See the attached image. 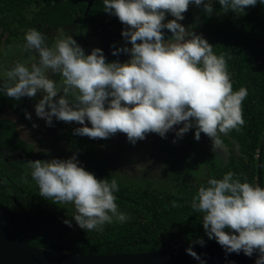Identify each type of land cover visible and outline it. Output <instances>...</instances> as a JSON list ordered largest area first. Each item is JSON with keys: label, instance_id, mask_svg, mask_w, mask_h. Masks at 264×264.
Returning <instances> with one entry per match:
<instances>
[{"label": "clouds", "instance_id": "9594fccd", "mask_svg": "<svg viewBox=\"0 0 264 264\" xmlns=\"http://www.w3.org/2000/svg\"><path fill=\"white\" fill-rule=\"evenodd\" d=\"M215 2L222 12L237 15L257 3L264 5V0ZM213 3L103 0L104 11L124 25L121 36L131 44L112 49L114 56L129 55L124 62L107 61L99 47L86 54L72 35L49 45L44 32L30 27L24 32L23 47L38 59L30 64L18 60L6 69L0 78V94L20 100L40 93L34 105L36 116L48 126H53L54 118L76 122L80 126L73 129L75 135L107 139L121 132L135 145L148 133L166 138L169 131H174L175 143L194 128V138L199 140L201 133L206 134L215 149L222 143L221 133L245 123L242 102L248 90L240 87L234 91L225 57L217 55L202 34L180 23L190 4L202 7L210 16ZM165 29L171 33L167 39ZM49 73L62 79L58 82ZM25 118L30 120L31 113L25 111ZM180 124L182 127L174 128ZM22 135L31 142L27 129ZM25 165L26 176L35 181L40 197L72 205L71 216L66 215L62 221L69 228L74 222L84 231L103 232L105 225L124 224L130 219L116 203L117 180L97 178L83 167L76 153L66 159L28 160ZM134 167L145 171L147 165ZM159 171L152 172L159 175ZM191 208L203 214L205 235L223 248L226 257L230 253L242 252L248 257L256 253L254 264H264V183L242 181L229 170L221 178H208L193 196ZM193 243L203 246L206 242L197 237ZM185 251L198 264H207L191 246Z\"/></svg>", "mask_w": 264, "mask_h": 264}, {"label": "trees", "instance_id": "16d2710c", "mask_svg": "<svg viewBox=\"0 0 264 264\" xmlns=\"http://www.w3.org/2000/svg\"><path fill=\"white\" fill-rule=\"evenodd\" d=\"M88 1L0 0V56L13 58L9 54L16 40L23 39L24 32L35 27L46 34L49 45L54 43L56 33L60 32V37L72 35L81 46L86 41L96 43L109 62L129 59L128 54L112 55V49L121 40L119 35L124 25L116 16L104 11L103 0H94L86 13ZM213 8L214 12L209 16L202 7L195 6L192 14L188 12L191 14L188 22L194 25L196 33L202 34L214 46L213 51L217 55L225 57L233 90L240 87L248 90L242 102L245 123L227 133L239 142L240 153L245 157L240 161L233 158L231 163L222 165L206 156L208 159L201 163L203 154L200 161L190 152L205 151L206 143L203 136L199 140L194 138L193 128L181 138L186 145L180 143L183 142L180 138L173 143L172 134L161 140L166 154L155 158L159 165L162 163L165 167L167 175L163 171L157 176H128L109 167L106 155L98 144L85 136L75 135V126L63 123L66 130H61L56 138L69 142L70 150L63 159L76 153L83 167L97 178H115L119 184V191L115 193L116 203L130 216L124 224L105 225L103 232L84 231L74 222L69 228L62 221L66 215L71 216L74 211L72 205L40 197L35 181L26 176L25 162L44 160L45 144L42 139L37 147L35 143L28 144L21 136L17 123L20 121L27 129H34L33 124L37 125V122L25 118L28 109L22 100L0 94V220L9 233L46 249L96 255L196 247L200 246L193 243L197 237L203 238L206 243L214 241L205 235L201 224L203 214L191 208L197 189L206 182L203 180L204 166H209L210 174L215 178H221L225 172L232 170L242 181L253 182L256 179L257 154L262 146L264 183V5L257 3L241 15L232 11L222 12L215 0ZM85 50L86 54L91 51ZM29 53L38 59L37 54ZM3 77L0 75V78ZM52 78L58 82L61 80L59 74ZM7 114L15 116V119L7 117ZM35 133L41 134L40 130ZM183 146L187 147L185 151ZM14 152L19 155L10 160L9 156ZM203 153L206 155V152ZM153 154L156 155L155 152ZM183 165L187 169L184 175L181 173ZM160 181L175 182L168 188H162Z\"/></svg>", "mask_w": 264, "mask_h": 264}, {"label": "rangeland", "instance_id": "374dc122", "mask_svg": "<svg viewBox=\"0 0 264 264\" xmlns=\"http://www.w3.org/2000/svg\"><path fill=\"white\" fill-rule=\"evenodd\" d=\"M195 5H189L188 10L183 13L184 15V19L182 21H180V23H182L183 25L187 27H191L193 31L194 30V25L189 23V19L193 12ZM191 14H189V13ZM173 17L168 16L167 19H172ZM165 32V39L169 38L171 36V33L168 30H163ZM57 38H62V36L60 37V32L56 33ZM121 36V34L119 35ZM55 38V39H57ZM4 38L2 39V42H4ZM17 43L13 46V49L15 48V50L12 49V53H10L9 55L13 56L12 57H8L7 55H2L0 56V75H4L7 65L8 67H11L13 65V63L15 61H23L25 64H30L31 62L36 61L37 59H35L33 57L32 54H28V51H25L23 44H24V39L19 38L18 40H16ZM15 41V42H16ZM91 42V41H90ZM84 42V44L82 45V47L87 50H92L95 47H98V45L94 42ZM53 44V42L51 43V45ZM127 44V46H131L130 42H126L123 37H121V40H118L116 43V46H123ZM86 45V46H85ZM86 53V50H85ZM13 59V61H12ZM3 60V61H2ZM109 61V60H107ZM6 62V63H5ZM49 75L51 76V78L55 75L52 73H49ZM54 79V78H52ZM62 79V78H61ZM41 98V94L37 93L35 97H21V99L19 101L22 100V103H24V106L28 109V112L31 113V116H33L34 118L38 119L39 124L38 126H36V128L34 129H27L23 126V123H21L19 121L18 126H19V132L21 134V136L23 138H26L25 136L22 135V132L24 129H27L29 132V136L28 139L32 138L35 134L33 133V131H35L36 129L40 130L42 129L43 132L41 134V138L42 139H46V138H50V137H54L55 134H58L61 130L64 129V127L62 126L63 123H67V124H71L75 127H79L80 125L77 124L76 122H64V121H57L55 120V118L53 119V126H48L45 123V120L42 118H39L36 116L35 111H34V105L38 102V100ZM6 116V115H5ZM7 117H9V115L7 114ZM9 118H12L13 120L15 119V116H11ZM36 121V120H35ZM87 122V121H86ZM23 126V128H21L20 126ZM90 126V125H89ZM48 135H52V136H48ZM87 137V136H85ZM89 141H91L94 144H98L102 150L103 153L106 155V159H107V163H109L111 169H114L115 172L118 173V171H120L121 174L125 175L127 174L128 176H139L142 175L143 177H148L150 175H154L157 176L156 173L152 172L155 169H159V175L161 174V172H163L165 175H167V171L164 170L163 168H165L164 166L159 165L157 163V159L155 157H159V156H163L166 154V152H164V149L162 150V145H161V139H159L156 136V133H148L146 134V138L143 140H138L137 143L135 145L131 144L130 142H128L127 138H126V134L121 133V132H117L114 135L110 136L107 139H101V138H89ZM59 140L57 141L54 146H55V152L53 154H48L44 160H48L51 159L53 157L55 158H62V154L63 157L65 155H67L70 150V146H69V142L68 141H63ZM45 145L46 142L44 141ZM184 151L187 148L186 146H183ZM182 148V149H183ZM162 150V151H161ZM155 152L156 155H154L153 153ZM203 151H201L200 153H195V152H190L191 155H195V159H199L200 160V155L204 154L202 153ZM169 154V151H168ZM170 155V154H169ZM227 156V154L222 155L223 158H225ZM206 159H208L205 155L202 157V162H205ZM172 159H169L168 161H171ZM149 161H151V163H148ZM167 161V160H166ZM139 163H144L147 165V169H145V171H141V170H137L135 169L134 165L139 164ZM166 165V162L164 163ZM126 170L131 171L132 173H128ZM186 166L183 165L181 167V173L184 175V173H186ZM143 182V181H142ZM160 185L162 186V188H168L169 185L172 182L175 181H169V182H164V181H160ZM57 211H59V209H56Z\"/></svg>", "mask_w": 264, "mask_h": 264}, {"label": "water", "instance_id": "95a60500", "mask_svg": "<svg viewBox=\"0 0 264 264\" xmlns=\"http://www.w3.org/2000/svg\"><path fill=\"white\" fill-rule=\"evenodd\" d=\"M94 0H89L86 13L90 9ZM225 135V133H223ZM206 145L212 148V140L206 135H202ZM226 136V135H225ZM230 138L229 136H226ZM234 144L235 154H238V144L230 138ZM218 156L228 155L227 147L217 146L213 149ZM19 153L14 152L9 156L10 160L18 157ZM262 146L259 148L257 159V173L255 181L262 183L261 170ZM227 159V156L224 158ZM201 255L207 264H227L234 261L235 264H254L256 253L252 257L230 253L225 256L223 248L214 240L205 243L203 246L192 247ZM186 248H168L138 253L125 254H68L65 252H54L44 250L30 245L9 233L0 220V264H198V261L189 255Z\"/></svg>", "mask_w": 264, "mask_h": 264}, {"label": "flooded vegetation", "instance_id": "af4514ba", "mask_svg": "<svg viewBox=\"0 0 264 264\" xmlns=\"http://www.w3.org/2000/svg\"><path fill=\"white\" fill-rule=\"evenodd\" d=\"M127 58H129V55H127ZM31 118L33 119V121H35L36 120V122H37V126L38 125H40L39 124V120L38 119H36V118H34L33 116H31ZM18 124V123H17ZM67 124V123H66ZM68 125H71V124H68ZM18 126V125H17ZM23 126L25 127V128H27L24 124H23ZM179 127H182V124H180V125H176V126H174V128H179ZM18 128H19V126H18ZM36 130H38V129H36ZM35 130V131H36ZM64 130H66V128H64ZM35 131H33V133L35 134L32 138H30V139H28L29 141H31V142H28L27 140V143L29 144V143H32V142H34L35 143V146L37 147V143L42 139L41 138V134H42V132H43V130L42 129H40V132H41V134L40 135H37L36 133H35ZM168 134L170 135V134H172V136L173 137H175V132L174 131H169L167 134H166V138H168ZM174 134V135H173ZM204 133H201V136L203 135ZM225 135L226 136H229L232 140H235L234 138H232L230 135H228L227 133H225ZM223 133H221L220 134V139H221V145L220 146H222V147H227V149H228V155H227V159L225 160L223 157H221V156H218L216 153H215V151L212 149V148H210V147H207V145H206V150L205 151H203V152H206V155L205 156H209L211 159H212V161L214 160V161H217V162H221L222 163V165H227V164H229V163H231L232 162V159L234 158V160H238V161H240L241 159H243L245 156H243L241 153H240V150H239V142L237 141V140H235L236 142H237V144H238V154L236 155L235 154V151H234V144L230 141V138H228V137H226ZM48 136H52V135H48ZM59 136V133L58 134H55L54 135V137H50V138H46V139H42L43 140V142L45 141L46 142V145H44V147H43V150H44V152H46V153H44V156L46 157L48 154H53L54 152H55V146H54V144L57 142V141H59V140H56V138ZM156 136L159 138V139H163L164 140V138H161L160 136H159V134H156ZM61 140H62V138H60ZM180 140H182L183 141V139H181L180 138ZM202 140H203V138H202ZM63 141H67L66 139H64ZM179 141V140H178ZM180 142V141H179ZM203 142H204V140H203ZM180 143H183V144H185L186 142L185 141H183V142H180ZM205 143V142H204ZM45 144V143H44ZM186 145V144H185ZM45 147L46 148H48L47 150L45 149ZM212 149V150H211ZM46 150V151H45ZM193 152H195V153H199L200 151H197V150H195V151H193ZM202 152V153H203ZM258 153H259V150H258ZM203 156H204V154H203ZM62 158L61 159H63V154H62V156H61ZM257 159H258V154H257ZM108 165H109V163H108ZM256 166H257V162H256ZM109 167H110V165H109ZM209 166H204V169H205V173L203 174L204 175V177H203V180L204 181H207V179L208 178H210V177H212L211 176V172H210V170H209V168H208ZM147 169V168H146ZM261 170H262V155H261ZM256 171H257V168H256ZM257 173V172H256ZM17 238V237H16ZM23 241V240H22ZM25 242V241H24ZM27 243V242H26ZM29 244V243H28ZM30 245H32V244H30ZM33 246H35V245H33ZM35 247H38V248H41V249H44V250H48V251H54V252H59V251H55V250H50V249H46V248H44V247H39V246H35ZM65 253H68V254H81V253H69V252H65Z\"/></svg>", "mask_w": 264, "mask_h": 264}]
</instances>
